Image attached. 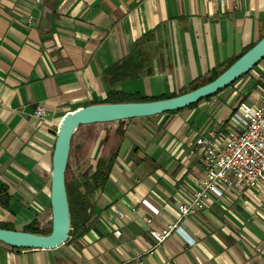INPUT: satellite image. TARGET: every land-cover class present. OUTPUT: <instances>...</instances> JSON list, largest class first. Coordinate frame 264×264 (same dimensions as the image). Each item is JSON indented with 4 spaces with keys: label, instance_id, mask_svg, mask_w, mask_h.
I'll return each mask as SVG.
<instances>
[{
    "label": "crops",
    "instance_id": "1",
    "mask_svg": "<svg viewBox=\"0 0 264 264\" xmlns=\"http://www.w3.org/2000/svg\"><path fill=\"white\" fill-rule=\"evenodd\" d=\"M262 36L264 0H0V224L50 227L51 156L67 112L103 102L109 88L177 94ZM140 40L149 67L110 87L104 71ZM240 100L264 107V58L192 107L110 123L106 155L115 158L87 221L54 249L0 242V264H264L263 187L224 191L195 215L177 217L202 175L199 151L188 153L194 140H225ZM173 225L179 230L161 243L149 234Z\"/></svg>",
    "mask_w": 264,
    "mask_h": 264
},
{
    "label": "water",
    "instance_id": "2",
    "mask_svg": "<svg viewBox=\"0 0 264 264\" xmlns=\"http://www.w3.org/2000/svg\"><path fill=\"white\" fill-rule=\"evenodd\" d=\"M264 58V36L213 80L184 93L144 102L95 103L67 112L57 127L49 181L50 232L34 234L0 228V242L23 249H54L64 244L70 231V215L65 189V169L71 140L80 126L112 123L133 118L175 112L222 91L247 74Z\"/></svg>",
    "mask_w": 264,
    "mask_h": 264
},
{
    "label": "built area",
    "instance_id": "3",
    "mask_svg": "<svg viewBox=\"0 0 264 264\" xmlns=\"http://www.w3.org/2000/svg\"><path fill=\"white\" fill-rule=\"evenodd\" d=\"M43 115V109L37 106L34 117L40 119ZM228 122L231 133L225 140L218 142L202 136L194 140L188 153L192 155L196 150L199 151L202 175L193 179L189 201L177 204L178 220L205 209L210 197L220 199L224 191L264 188V107L251 106L240 100L231 111ZM141 205L153 215L158 214L157 209L146 200H142ZM173 230H179V227L173 225L162 231L151 229L149 234L158 244Z\"/></svg>",
    "mask_w": 264,
    "mask_h": 264
},
{
    "label": "trees",
    "instance_id": "4",
    "mask_svg": "<svg viewBox=\"0 0 264 264\" xmlns=\"http://www.w3.org/2000/svg\"><path fill=\"white\" fill-rule=\"evenodd\" d=\"M142 42L143 40L142 41L140 40L134 44V50L127 58H125L119 63H116L113 66L108 67L104 71V75L108 78V83L110 87L113 86L114 83L118 81L137 79L141 77L142 72L149 67L147 54L144 52L143 48H141ZM252 46H250L249 48H251ZM249 48L244 50V52L247 51ZM241 55H239L238 57H240ZM238 57L231 59L228 63H226L224 67H217L215 69H212L210 71L209 76L206 79L197 78L194 81H191L188 84V89H182L177 94H173L170 96L145 97L138 93L124 94L119 91H115L112 88H109L106 92L105 100L101 103L144 102V101H153V100L173 97L175 95L197 88L213 80L223 70H225L229 65H231ZM218 93L219 92H217L216 94ZM216 94H214L213 96H215ZM196 104H192L187 108L192 107ZM168 113H172V112H168ZM79 128L77 130H79ZM114 158H115V152L110 153L106 157H99L95 162V166L93 170L91 172L89 171L83 172L81 175V180L75 183H70L66 180L67 171L69 169L68 164L66 165L65 189H66V195H67V201L69 207L70 228H71L68 235H70L71 231H73L75 228L78 227V224H83L87 221L88 218L87 210H89L92 207L91 197L96 191L101 190L103 188L108 178V174L110 173ZM0 228L11 229L8 225L5 224H0ZM23 231L34 234H48L50 232V227L47 230H41L40 228L34 226L33 224H30L26 226Z\"/></svg>",
    "mask_w": 264,
    "mask_h": 264
},
{
    "label": "rangeland",
    "instance_id": "5",
    "mask_svg": "<svg viewBox=\"0 0 264 264\" xmlns=\"http://www.w3.org/2000/svg\"><path fill=\"white\" fill-rule=\"evenodd\" d=\"M208 77V74L204 76V79ZM181 89H188L187 84H181L172 91L179 92ZM112 125L110 123L91 124L81 126L77 130L72 138L70 152L67 164L69 169L67 171L66 180L70 183H75L81 180V175L85 171L91 172L94 168L96 155H94L93 147L97 145L98 149H101L102 157L107 156V148L110 143ZM97 149V148H96ZM41 230H47V225L41 227Z\"/></svg>",
    "mask_w": 264,
    "mask_h": 264
}]
</instances>
